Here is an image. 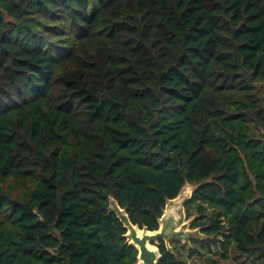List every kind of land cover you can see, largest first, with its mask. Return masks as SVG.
I'll use <instances>...</instances> for the list:
<instances>
[{
  "label": "trees",
  "instance_id": "1",
  "mask_svg": "<svg viewBox=\"0 0 264 264\" xmlns=\"http://www.w3.org/2000/svg\"><path fill=\"white\" fill-rule=\"evenodd\" d=\"M187 184L264 264V0H0V264H138L112 199L155 231Z\"/></svg>",
  "mask_w": 264,
  "mask_h": 264
},
{
  "label": "rangeland",
  "instance_id": "2",
  "mask_svg": "<svg viewBox=\"0 0 264 264\" xmlns=\"http://www.w3.org/2000/svg\"><path fill=\"white\" fill-rule=\"evenodd\" d=\"M193 188V185L187 184L183 188L180 196L175 200L169 201L166 206L163 220L161 221L160 231L163 230L167 234L175 230L177 236L172 239L171 243L173 242V245H169V248H176L181 252L185 260H192V262H196L197 264H208L205 262L208 256H212V258L218 260L219 264H251L252 259L240 255L234 246L230 247L229 258L223 260L215 253H210L209 250L200 243L204 235L199 229L192 228L191 223L193 219L186 218L185 208L183 207L184 200L191 195ZM111 207H116V201L114 199H112ZM212 250L217 252L220 249L217 244H214ZM191 251L192 254H190Z\"/></svg>",
  "mask_w": 264,
  "mask_h": 264
},
{
  "label": "water",
  "instance_id": "3",
  "mask_svg": "<svg viewBox=\"0 0 264 264\" xmlns=\"http://www.w3.org/2000/svg\"><path fill=\"white\" fill-rule=\"evenodd\" d=\"M192 194H193V191L191 195L187 197V199L191 198ZM175 199H172V200H175ZM187 199H185L184 202ZM184 202H183V207H184ZM165 209H164V212H165ZM111 210L114 211L118 215V217L121 219V221L124 223L125 227L127 228V233L125 234V236L128 239L129 243L135 245L138 248V251H139L138 264H159L162 255L156 244H158L160 239H163L166 242V245L169 247L172 239L177 237L175 230L174 231L172 230L171 232L166 234L163 230L160 231V228L155 231H150V230H147L146 228L141 229L138 225H135L130 221L125 209H122L117 204V202H116V207L115 208L111 207ZM162 220H163V216L160 219V226H161ZM139 230H143L144 233L140 234Z\"/></svg>",
  "mask_w": 264,
  "mask_h": 264
},
{
  "label": "bare ground",
  "instance_id": "4",
  "mask_svg": "<svg viewBox=\"0 0 264 264\" xmlns=\"http://www.w3.org/2000/svg\"><path fill=\"white\" fill-rule=\"evenodd\" d=\"M139 233H140V234H143V233H144V231H143V230H139Z\"/></svg>",
  "mask_w": 264,
  "mask_h": 264
},
{
  "label": "crops",
  "instance_id": "5",
  "mask_svg": "<svg viewBox=\"0 0 264 264\" xmlns=\"http://www.w3.org/2000/svg\"><path fill=\"white\" fill-rule=\"evenodd\" d=\"M188 262H192V260H188Z\"/></svg>",
  "mask_w": 264,
  "mask_h": 264
}]
</instances>
